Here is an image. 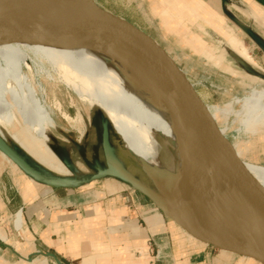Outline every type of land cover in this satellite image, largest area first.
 Listing matches in <instances>:
<instances>
[{
    "label": "crops",
    "instance_id": "crops-1",
    "mask_svg": "<svg viewBox=\"0 0 264 264\" xmlns=\"http://www.w3.org/2000/svg\"><path fill=\"white\" fill-rule=\"evenodd\" d=\"M145 1L147 11L143 13L147 21L163 22L164 35L191 36L197 45L216 46V53L200 50L216 62L226 60L225 68L232 75L244 74L241 80L247 83L263 80L264 51L232 18L264 42V0ZM228 35L239 39L237 43L229 40L233 48L225 45ZM253 55H258L259 59L255 56L257 60H253ZM253 72L256 79L249 78ZM245 99L261 102L264 90H253ZM245 116L251 117L248 113ZM47 128H44V136L46 142H50ZM247 154L246 149L245 157L250 158ZM5 157L0 152V165L9 164L13 169L18 207L12 206L13 199L1 184L0 173V234L5 239L0 238V241L4 244L13 238L17 250L27 252L23 257L26 264L35 259L31 257L35 251L27 250L30 246L26 240L29 239L33 247L35 238L46 248L44 251L52 252L59 260L67 258L72 264H209L212 256L205 243L187 234L139 192L128 190L130 187L123 182L102 178L107 179L102 188L89 192L52 188L26 176ZM112 180H116L115 187L108 188ZM17 212H20L19 226L15 222ZM3 246L0 244V249L5 251ZM216 250L218 257L226 259ZM0 255V264L17 263V260L6 259L5 252ZM40 261L34 264H41Z\"/></svg>",
    "mask_w": 264,
    "mask_h": 264
},
{
    "label": "water",
    "instance_id": "water-1",
    "mask_svg": "<svg viewBox=\"0 0 264 264\" xmlns=\"http://www.w3.org/2000/svg\"><path fill=\"white\" fill-rule=\"evenodd\" d=\"M26 4L36 12L0 9V40L62 46L39 31L38 20L51 23L69 35L92 40L97 47L115 56L118 61L113 63L118 70L160 98L176 119L189 121L194 127L203 128L206 134H219L208 112L207 105L210 104L196 91L195 82L172 58L171 51L150 38L149 33L103 8L95 0H37ZM232 19L264 51V42L235 18ZM97 115L101 124L100 146L104 166L95 167L92 173L81 172L71 178L42 174L28 167L1 139L0 151L26 176L52 188H77L102 178H114L147 198L196 240L264 264V189L248 173L243 162L238 160L235 167H227L223 171V183L217 185L218 188L212 187V182L205 186L183 184L164 169L154 166L151 176L156 187H151L118 163L108 141L105 119L101 113ZM245 144L249 147L251 143ZM247 159L257 163L256 159ZM212 191L215 194L213 200ZM224 196L231 198L229 205L217 203ZM219 217L223 221H218ZM37 253L52 258L56 264H63L52 252Z\"/></svg>",
    "mask_w": 264,
    "mask_h": 264
},
{
    "label": "rangeland",
    "instance_id": "rangeland-1",
    "mask_svg": "<svg viewBox=\"0 0 264 264\" xmlns=\"http://www.w3.org/2000/svg\"><path fill=\"white\" fill-rule=\"evenodd\" d=\"M95 1L103 8L125 18L128 22L139 27L146 33H151L150 38L155 40L159 45H162L163 47L170 50V55L172 58H175L182 69L188 74L190 79L195 82L194 86L196 91L207 104L211 105L210 106L206 104L208 107V112L218 129V135H212L209 133L206 134L203 128L200 129L194 127L193 129H186L185 127L189 124V121H181L176 119L173 115H171L168 107H164L166 104H164L162 100H160V98H158L155 94H152L157 100L156 108L153 110L155 116L154 119H156V124H158L160 128V133L173 148L182 150L184 149L183 145L190 146L191 149L196 148L195 151L198 152L199 156L195 155L193 160L197 164L201 163V165L205 164L208 166V169L211 171H206L207 178L213 177L212 179L215 178V180L220 182H222V174L220 175L218 172L224 171L227 167H235L238 160L244 163L247 171V164L255 165L264 169V100L261 101V103L245 99L247 94L253 90H264L263 80L259 79L256 83L251 81L247 83V80H241L244 79V74L232 75L229 70L225 68L224 63H226V60H222V62H216L215 60L211 59L210 56L207 57V54L201 52L200 50L207 49V53H216L218 51L216 46L214 48H207L206 46L197 45L196 40L191 38V36L185 37L164 35L163 30L166 26L163 22L160 20L147 21L143 13H146L147 11L145 8L147 7V1L145 0ZM186 28H189V26H186ZM235 32L238 34L237 30H235ZM232 39L236 43L239 42L238 38L228 35L225 45L232 47ZM207 42L210 41L207 40ZM245 43L248 45L250 44L246 38ZM12 54L13 62L15 61L16 63H13L9 60L7 62L0 58V100L4 101L5 103L9 102L8 95L6 93L10 91L13 92V90L16 91L14 94L16 101L18 102L19 106L22 107L28 118L34 123L42 141L46 143L44 128L48 127L47 131L49 132L50 136L58 141H56L53 146L58 147V151L60 150V152H63L65 156L70 158L72 165H74L72 175H79L81 172L89 174L95 171V167H103L104 163L102 160V154L98 152L96 148V146L100 147L101 142V124L100 120L97 119L98 105H93V124L95 127L94 133L93 130H87V113L80 107L79 104L76 103L73 90L66 84L64 80H60L59 85L58 83L53 85V82L45 79L43 74H40L36 71L35 66L31 61H28L30 62V65L28 62L24 64L19 59V61H16V54L14 51ZM255 56L257 59H259L258 55H253V58H255ZM214 58L216 59V56H214ZM248 58H251L249 57V54ZM256 58L253 60H257ZM249 78L256 79V73L253 72ZM258 84L259 86L256 87ZM62 113L69 115L73 119H75L77 116L79 117L80 115L79 118L82 123L80 127L81 133L78 130L71 128L66 123ZM246 113H248L251 117L245 116ZM182 128L183 132H181ZM181 134L183 139L179 137ZM0 135L4 138L8 137L13 140L19 147L25 150L33 160L40 163L50 171L56 172L60 175L69 174V171L66 169V167L62 164H59L58 161L56 163H52V165L49 166L41 162L31 151L29 145L25 141L19 139L18 135L1 117ZM74 142L82 146L80 150H77L73 146ZM245 142L251 143L249 147L246 146ZM247 148L248 157L256 159L258 164L245 157V150ZM87 150L91 152V156L85 154L87 153ZM12 171L13 169L11 165H0V173L2 174L1 184L4 186V188H7V193L11 195L13 199L12 206L17 208L18 206L16 205L15 201L16 197H14L16 194L15 190L17 185L13 184V182L16 184V179ZM213 171H216V173ZM106 180L107 179H99L77 188L66 189L82 190L88 192L100 190ZM128 190L132 191L133 189L130 187ZM0 237L3 238L1 234ZM13 241V238H11V241H6L4 244L2 241H0V244L4 245L3 249L5 250L3 251L0 249V254L5 252V257L8 256L6 259L10 258L14 259L15 261L17 260L16 264H26L23 260V257L26 256L27 252L24 250H17L13 244ZM27 241L28 246H30L28 247L30 249L27 250H30V252L31 250L35 251L31 256L35 259H32L29 264H34L39 260H41V264H55L52 262V258H47L36 252V250L44 251L43 249H46L38 244L36 238V245L33 247L31 245V241L29 239ZM204 246L197 245V247L200 248ZM150 248V250H152V246H150ZM206 248L210 249L211 256L212 258L214 257L215 260L214 261L211 258L209 260V264H260L250 257L235 255L231 252H226L220 249V254L226 258L222 259L218 257L220 255H218V251L215 248L210 246H207ZM153 255L155 256V252ZM61 261L65 264H72V262L67 258H61ZM200 261L201 260H198L197 262Z\"/></svg>",
    "mask_w": 264,
    "mask_h": 264
},
{
    "label": "bare ground",
    "instance_id": "bare-ground-1",
    "mask_svg": "<svg viewBox=\"0 0 264 264\" xmlns=\"http://www.w3.org/2000/svg\"><path fill=\"white\" fill-rule=\"evenodd\" d=\"M29 1L35 2L37 0H0V9L35 13L34 8L26 4ZM36 24L40 28L39 31L41 33L62 46L23 40H0V58L7 62L8 60L13 62L12 52L14 51L16 61L21 60L24 64L31 61L36 71L43 74L45 79L53 82V85H56L55 83L59 85V81L64 80L73 90L76 103L87 113V130H93L94 133L93 105L97 104L98 113L103 115L108 129V141L121 166L151 187H156V182L151 176V169L154 166L164 169L183 184L190 183L197 186H205L212 182V187L216 188L219 187L217 185L222 184L215 178L212 179L213 177L207 178L206 171H211L208 166L205 164L201 165V163L197 164L193 160L195 155L199 156L198 152L195 151L196 148L191 149L190 146L183 145L184 149H175L163 137L158 124H156V119H154L153 110L157 105L156 97L153 96L154 93L145 85L118 70L113 63V61H118L115 56L109 51L97 47L94 41H87L82 37L64 33L51 23L38 20ZM28 64L30 65V62ZM15 93V90L6 93L9 102L5 103L0 100V117L18 135L19 139L29 145L31 151L41 162L49 166L58 161L59 164L64 165L72 173L74 165H72L70 158L60 152V150L58 151V147L53 146L57 141L53 137L50 136V142L45 141L46 143H44L42 141L34 123L16 101ZM164 107H167V105ZM62 115L71 128L81 133L80 127L82 123L79 118L80 115L75 119L65 113H62ZM185 128L193 129L194 126L189 123ZM182 130L183 128L181 132H183ZM179 137L183 139L182 134ZM0 139L28 167L38 173L65 178L76 176L74 174L60 175L52 172L33 160L13 140L8 137L4 138L1 135ZM73 146L77 150L82 147L75 142ZM96 148L98 152L103 154L101 146H96ZM86 152L85 154L88 156L92 155L89 150ZM247 167L248 173L264 189V169L250 164H247ZM213 172L216 173V171ZM218 173L221 175L223 171ZM115 181L112 180L113 183L109 181L108 188L115 187ZM214 195L212 191L211 200H213ZM218 202H224L229 205L231 198L224 196V198L218 199ZM19 214L20 212H17L15 217V222L18 226L21 223ZM221 219L219 217L218 221H223ZM1 239L3 240L4 238Z\"/></svg>",
    "mask_w": 264,
    "mask_h": 264
},
{
    "label": "built area",
    "instance_id": "built-area-1",
    "mask_svg": "<svg viewBox=\"0 0 264 264\" xmlns=\"http://www.w3.org/2000/svg\"><path fill=\"white\" fill-rule=\"evenodd\" d=\"M62 262V261H61ZM63 264H65L64 262H62ZM56 264V263H55Z\"/></svg>",
    "mask_w": 264,
    "mask_h": 264
}]
</instances>
